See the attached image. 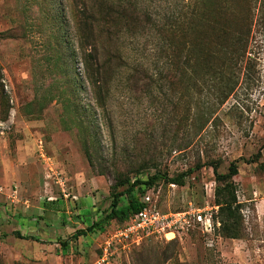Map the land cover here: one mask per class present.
<instances>
[{
    "label": "rangeland",
    "instance_id": "obj_1",
    "mask_svg": "<svg viewBox=\"0 0 264 264\" xmlns=\"http://www.w3.org/2000/svg\"><path fill=\"white\" fill-rule=\"evenodd\" d=\"M122 1L134 3L154 23L170 20L187 3ZM256 7L245 59L249 69H236L237 86L221 106L212 104L200 74L168 69L164 39L147 29L121 34L124 63L101 109L84 75L69 0H0V83L9 105L7 118L0 119V210L19 212L28 226L25 235L36 239L48 230L36 226L47 225L44 218L66 228L46 236L56 246L36 248L11 232L7 237L10 224L0 218V264H96L99 244L116 222L72 235L109 210L116 173L142 165L144 178L193 168L184 185L160 181L146 190L160 209L174 211L188 200L204 204L206 190L217 186L212 165L226 173L231 162L238 166L233 179L242 205L239 238L223 237L221 224L209 236L194 230L175 241L151 237L129 250L117 248L109 264H264V10ZM137 67L143 69L136 73ZM74 104L79 113L73 114L90 125L96 140L93 166L69 126ZM211 109L215 113L207 120ZM52 198L61 213L47 215L43 205ZM127 199L122 196L121 204ZM215 218L220 223L217 212ZM10 223V229L16 225Z\"/></svg>",
    "mask_w": 264,
    "mask_h": 264
},
{
    "label": "trees",
    "instance_id": "obj_2",
    "mask_svg": "<svg viewBox=\"0 0 264 264\" xmlns=\"http://www.w3.org/2000/svg\"><path fill=\"white\" fill-rule=\"evenodd\" d=\"M256 5L259 11L264 10V0H187L170 20L154 23L150 15L140 12L129 1L69 0L84 75L96 106L105 108L115 71L120 63H124L119 48L121 34H142L147 29L164 39L166 44L163 50L166 49L165 63L168 69H191L193 74H200L199 81L206 84L212 94V104L215 107L221 106L237 86L236 69H249L245 59ZM134 69L137 73L143 68ZM199 89H202L200 83ZM67 102L69 98L66 95L63 103L67 105ZM8 112V99L0 83V119L5 120ZM74 112L76 115L79 113L75 104L70 112L73 119L69 121V126L76 131L82 149L93 166L96 140L90 125L79 120ZM213 113L215 110L213 112L211 109L206 119L211 118ZM212 167L217 186L211 202L218 205L220 232L225 238H239L243 228L242 205L237 199L233 179L238 173V166L231 162L226 173H220L216 164ZM144 169L145 166L140 165L128 173H116L110 186L109 210L86 229L76 231L73 238L102 229L110 221H115L116 226L123 225L142 207L141 197L148 188L160 181L184 185L185 179L194 171L189 168L173 176L157 171L146 173L143 178L141 174ZM124 195L128 199L125 204H121L120 198ZM196 205L199 206V203ZM194 230L197 229L186 233ZM60 245L67 247L65 241H61ZM165 257L166 260L171 258Z\"/></svg>",
    "mask_w": 264,
    "mask_h": 264
},
{
    "label": "built area",
    "instance_id": "obj_3",
    "mask_svg": "<svg viewBox=\"0 0 264 264\" xmlns=\"http://www.w3.org/2000/svg\"><path fill=\"white\" fill-rule=\"evenodd\" d=\"M60 186L64 181L58 177ZM212 186V185H210ZM14 191V197H16ZM66 197L67 194L63 192ZM208 199L202 205H196L192 200L186 201L183 209L164 211L155 203L148 191L141 197L142 207L134 213L123 225H118L99 244L100 253L96 264H109L117 248L129 250L139 245L143 240L154 237L164 238L167 241L179 238L182 233L197 229L202 234L214 235L220 225L215 214L218 206L211 202L214 198V189L206 190Z\"/></svg>",
    "mask_w": 264,
    "mask_h": 264
},
{
    "label": "crops",
    "instance_id": "obj_4",
    "mask_svg": "<svg viewBox=\"0 0 264 264\" xmlns=\"http://www.w3.org/2000/svg\"><path fill=\"white\" fill-rule=\"evenodd\" d=\"M58 202L59 201H57L56 198L48 199V202L43 205V209H44L45 213L47 215L52 214V213H61ZM19 214H20L19 212L11 213L9 210H8V212L6 210H0V218H2L3 220L7 221V223L9 222L10 225H11L10 222H12L13 224L16 223V225H14V227H12L11 229H10V225L7 226L6 230L7 229L9 230V231H7V237H10V236H13L14 235L13 237L17 241H21V242L23 241V242L27 243L28 245L29 244H36V248L37 247L38 248L39 247L41 248V247H44V246L45 247L46 246H56L57 244H51V245L48 244L47 243L48 242L47 240H49V239H47L46 236L47 237L50 236L48 234L49 232H57V233H59L60 231H63V230L66 229V228H60L53 221H51V220H49L47 218H44V220H48V224L45 225V223H40L39 222V223H37L36 226L39 227L40 226L39 224H42L44 227H47L48 230H46V229L43 230V233H44L43 236H44V238L41 237L40 239H36L33 236L25 235V232H26L25 230L28 228V226L24 222L25 221L24 219L19 218L20 217ZM16 215H19V216H17V220L16 221H14L15 219H12L11 220V218L13 216H16ZM37 215L40 216L41 215V212H39ZM37 215L31 216L30 217V220L32 218V220H34L33 222H36L35 220H37ZM67 217H68V219H70L69 216H67ZM63 222L65 224V221L64 220H63ZM50 229H52V230H50ZM8 232L9 233L11 232V234H13V235L8 234ZM27 232H29V231H27Z\"/></svg>",
    "mask_w": 264,
    "mask_h": 264
}]
</instances>
